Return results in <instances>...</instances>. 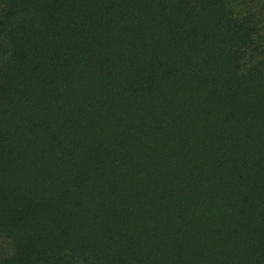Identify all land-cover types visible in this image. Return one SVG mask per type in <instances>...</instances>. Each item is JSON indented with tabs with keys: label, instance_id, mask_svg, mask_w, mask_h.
Instances as JSON below:
<instances>
[{
	"label": "trees",
	"instance_id": "trees-1",
	"mask_svg": "<svg viewBox=\"0 0 264 264\" xmlns=\"http://www.w3.org/2000/svg\"><path fill=\"white\" fill-rule=\"evenodd\" d=\"M0 264H264V0H0Z\"/></svg>",
	"mask_w": 264,
	"mask_h": 264
},
{
	"label": "rangeland",
	"instance_id": "rangeland-1",
	"mask_svg": "<svg viewBox=\"0 0 264 264\" xmlns=\"http://www.w3.org/2000/svg\"><path fill=\"white\" fill-rule=\"evenodd\" d=\"M238 1V0H237ZM236 5V4H235ZM253 60H254V57H246V59L244 60V64L246 65V66H249L250 64H252L253 63Z\"/></svg>",
	"mask_w": 264,
	"mask_h": 264
}]
</instances>
